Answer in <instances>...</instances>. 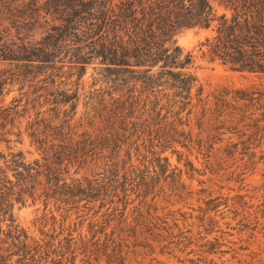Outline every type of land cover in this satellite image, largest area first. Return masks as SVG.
<instances>
[{
  "label": "trees",
  "instance_id": "16d2710c",
  "mask_svg": "<svg viewBox=\"0 0 264 264\" xmlns=\"http://www.w3.org/2000/svg\"><path fill=\"white\" fill-rule=\"evenodd\" d=\"M219 4L229 15L210 0H44L37 9L55 22L45 34L0 44V60L14 62L0 95L22 92L0 101V142L26 138L37 155L0 150V264H73L78 250L124 263L129 244L172 234L186 218L170 206L192 192L166 152L180 159L225 132L264 133V90L223 86L210 100L174 39L212 28L213 60L264 74V0ZM27 201L43 204L40 224L52 220L41 238L15 217Z\"/></svg>",
  "mask_w": 264,
  "mask_h": 264
},
{
  "label": "rangeland",
  "instance_id": "374dc122",
  "mask_svg": "<svg viewBox=\"0 0 264 264\" xmlns=\"http://www.w3.org/2000/svg\"><path fill=\"white\" fill-rule=\"evenodd\" d=\"M43 1L0 0V44L9 45V39L20 43L41 38L55 23L50 15L37 9L42 8ZM210 1L218 14L229 15L219 0ZM213 33L212 28H184L174 36L182 57H191L189 69L197 76L204 95L212 100L211 94L223 86L239 89L254 85L264 90V74L232 71L208 55L204 43ZM13 67L14 62L0 60V74ZM90 72L91 68L85 79L89 80ZM20 93L18 85L6 86L0 95L1 104L20 99ZM192 124L197 132L195 120ZM251 131L235 129L220 134V140L214 138L210 143L212 148L201 152L196 146L190 151L181 149L184 154L180 159L176 153L164 154L169 167L181 172L182 182L192 192L187 202L175 201L170 206L186 215L179 216L172 234L162 232L158 238L150 236L145 242L129 244L124 263L118 258L111 261L105 254L99 261L89 262L78 250L73 264H264V133L254 135ZM7 147L22 150L27 160L37 156L26 138L21 143L0 142V150L7 152ZM81 174L83 171L73 176ZM14 213L18 224L35 238H41V231L51 227L52 220L45 226L40 224L44 214L41 202L16 205ZM85 226L86 222L83 232Z\"/></svg>",
  "mask_w": 264,
  "mask_h": 264
}]
</instances>
